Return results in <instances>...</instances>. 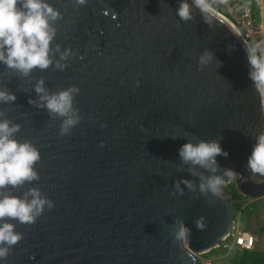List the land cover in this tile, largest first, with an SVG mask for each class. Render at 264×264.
Returning a JSON list of instances; mask_svg holds the SVG:
<instances>
[{
    "label": "water",
    "instance_id": "95a60500",
    "mask_svg": "<svg viewBox=\"0 0 264 264\" xmlns=\"http://www.w3.org/2000/svg\"><path fill=\"white\" fill-rule=\"evenodd\" d=\"M46 2L60 13L50 20L49 66L25 75L0 62V90L16 97L0 101V120L20 125L13 137L38 149V176L0 187V195L31 200L38 189L53 207L45 204L34 223L0 218L22 235L0 264H199L236 222L223 186L264 198V176L248 168L264 132L249 47L205 1L207 12L186 0L188 20L177 14L182 0ZM41 80L49 94L78 89L79 120L65 134L66 117L42 106ZM200 140L228 153L215 157V172L179 155ZM213 176L225 181L219 195L201 192Z\"/></svg>",
    "mask_w": 264,
    "mask_h": 264
},
{
    "label": "clouds",
    "instance_id": "9594fccd",
    "mask_svg": "<svg viewBox=\"0 0 264 264\" xmlns=\"http://www.w3.org/2000/svg\"><path fill=\"white\" fill-rule=\"evenodd\" d=\"M202 11L207 12L209 7L204 0H194ZM77 4H84L86 0H76ZM177 14L183 20L191 18L190 6L182 0ZM58 10L53 8L46 0H0V62L9 68H15L27 75L33 67L47 68L51 63L49 56L50 41L55 35V29L50 25V20L59 17ZM207 22V17H205ZM68 52L61 54L63 59ZM209 54L201 57L202 62L210 59ZM248 58L251 65L249 73L256 88L264 91V48L257 43L248 48ZM63 68L64 65L57 64ZM37 93H44L40 99L42 106H46L51 113L66 117L61 125V134L68 132L69 128L78 122L79 116L72 107V94L78 89L73 86L58 93L49 94L43 80L36 85ZM13 93L0 90V101H14ZM20 125L10 126L8 120H0V187L5 185L16 186L25 180L37 178L38 173L33 165L40 159V153L30 142H19L13 133L19 130ZM218 154L227 156V151L222 149L218 141L200 140L197 143L188 141L179 149V155L185 162L200 165L216 171ZM248 168L253 174L264 176V132L259 133L252 151L248 157ZM225 176L231 180L234 173L226 170ZM260 183L262 181H256ZM189 187L191 183L184 181ZM225 181L220 176H213L200 185L201 192L210 191L219 195L221 185ZM177 187L179 185L177 184ZM32 199H22L12 195H0V218H17L21 223H34L43 212L45 204L53 207L52 201L42 198L38 189L30 190ZM202 221L197 222V227L203 228ZM186 229L181 227L178 236L186 235ZM22 235L14 231V225L8 222L0 224V259L8 255V247L16 244Z\"/></svg>",
    "mask_w": 264,
    "mask_h": 264
},
{
    "label": "built area",
    "instance_id": "2783aa9c",
    "mask_svg": "<svg viewBox=\"0 0 264 264\" xmlns=\"http://www.w3.org/2000/svg\"><path fill=\"white\" fill-rule=\"evenodd\" d=\"M222 14L237 30L248 47L261 44L264 48V0H215ZM216 10V9H215ZM252 70V69H251ZM264 105V91H261ZM231 237L232 243L227 241ZM220 246L230 249L254 250L257 237L250 231L241 230L239 222H234L230 235ZM200 261V256H199ZM204 264H211L205 259Z\"/></svg>",
    "mask_w": 264,
    "mask_h": 264
},
{
    "label": "rangeland",
    "instance_id": "374dc122",
    "mask_svg": "<svg viewBox=\"0 0 264 264\" xmlns=\"http://www.w3.org/2000/svg\"><path fill=\"white\" fill-rule=\"evenodd\" d=\"M204 1L208 3L207 1L209 0ZM210 6L213 7L212 5ZM223 193L225 194V196L230 197L228 193H225L224 191ZM245 202L247 201H237L236 204H234L235 220L236 222H239L241 230L250 231L251 233L256 235V249L264 252V211L261 209V206L260 208L258 206L260 202H258V204H247ZM227 241L229 243H232L231 237L227 238ZM245 251L250 252V250ZM242 253L243 251L239 249H230L227 247L219 246L200 255L199 262L200 264H204V260L209 259L211 261V264H236Z\"/></svg>",
    "mask_w": 264,
    "mask_h": 264
},
{
    "label": "trees",
    "instance_id": "16d2710c",
    "mask_svg": "<svg viewBox=\"0 0 264 264\" xmlns=\"http://www.w3.org/2000/svg\"><path fill=\"white\" fill-rule=\"evenodd\" d=\"M207 2L217 10H220V7L219 5H217L215 0H209ZM223 191L225 193H229V192H236L237 189L234 183L232 182L230 184H225L223 186ZM236 264H264V252L259 251L256 248L254 250H250V252L244 250L243 253L240 255Z\"/></svg>",
    "mask_w": 264,
    "mask_h": 264
},
{
    "label": "flooded vegetation",
    "instance_id": "af4514ba",
    "mask_svg": "<svg viewBox=\"0 0 264 264\" xmlns=\"http://www.w3.org/2000/svg\"><path fill=\"white\" fill-rule=\"evenodd\" d=\"M228 194L230 195L229 198L231 199V202H232L233 207H234V204H236L237 201L244 202L246 200L247 202H245V203H247V204H249V203H253V204L256 203V204H258V202H260V204H258V206H259V208L261 206V209L264 211V198L263 199H259V200H252V199H250L248 197L242 196L238 191H236V192H229Z\"/></svg>",
    "mask_w": 264,
    "mask_h": 264
}]
</instances>
